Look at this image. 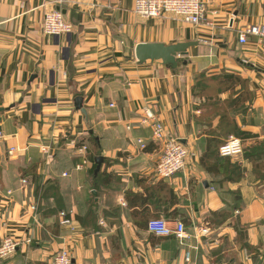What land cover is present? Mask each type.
Instances as JSON below:
<instances>
[{
  "label": "crops",
  "instance_id": "obj_1",
  "mask_svg": "<svg viewBox=\"0 0 264 264\" xmlns=\"http://www.w3.org/2000/svg\"><path fill=\"white\" fill-rule=\"evenodd\" d=\"M57 1L0 0V246L6 237L19 242L16 253L0 264H52L62 249L75 264H264V182L242 155L231 161L241 159L244 178L220 192L218 177L200 164L208 135L198 123L200 102L193 96L194 79L203 71L216 75L225 69L249 79L258 98L251 119L240 126L255 137L243 142L264 139V46L253 37L246 44L238 39L245 26L264 23V0H204L211 27L170 15L140 18L131 0ZM53 8L65 12L74 25L71 34L44 33L45 15ZM192 41L198 45L176 69L158 61L141 64L127 53L139 43ZM77 97L83 98L87 115L76 109ZM146 105L192 154L188 166L170 179L156 173L162 146L153 143L150 128L138 125ZM90 134L109 160L101 167L109 184L99 195L89 174ZM139 139L153 149H141ZM42 145L51 146L49 154L42 153ZM15 146L25 150L10 156L8 149ZM85 158L88 164L77 170ZM34 175L42 183L57 180L62 210L52 198L38 200ZM160 181L178 198L171 210L178 208L184 216L167 220L189 224L184 245L139 226L128 206L126 192L145 195V187ZM92 202L98 204L99 219L84 227L76 217L86 216ZM227 208L230 217L211 227V214ZM62 212L70 224H61ZM243 244L253 248L251 256Z\"/></svg>",
  "mask_w": 264,
  "mask_h": 264
},
{
  "label": "trees",
  "instance_id": "obj_2",
  "mask_svg": "<svg viewBox=\"0 0 264 264\" xmlns=\"http://www.w3.org/2000/svg\"><path fill=\"white\" fill-rule=\"evenodd\" d=\"M193 96L200 100L197 107L200 110L198 123L204 127V133L208 135L207 146L205 152L202 153L200 164L204 170L218 177L220 192L227 191L225 185L227 183H239L244 178L246 167L239 162L232 163L231 158L219 157V149L225 144L231 136H237L242 140L255 137L251 132L242 129L241 125H246L251 119L254 112V105L258 98L256 90L252 89L250 80L243 78L241 75L227 72L225 69L220 74L208 75L203 71L196 75L193 86ZM240 117V123L237 121ZM217 120L216 125L214 122ZM90 143L93 146V153H90V160L93 163L90 169V176L93 179V190L98 195L102 185L109 184L108 178H105L104 172L99 171L95 175L96 163L95 159L101 154L98 150L99 144L93 134H90ZM82 145V144H80ZM153 144L147 146L145 150L151 151ZM253 152H245L244 158L253 165V172L256 178L264 182V176L261 177L260 169L262 164H255L260 157L264 156V145L262 149L253 148ZM104 159V163L108 162ZM2 166L0 164V181L2 179ZM36 181L35 195L38 200L52 198L56 203V208L62 210L64 208L60 186L55 179H48L45 183L43 180L34 175ZM164 182L160 181L155 186L145 187V195L137 192H126L125 197L130 208H134V216L136 223L141 227H148V223L152 219L164 218L175 219L183 217L181 210L171 208L178 204V198L172 189H168ZM96 196H92L95 200ZM98 204L92 202L89 212L86 216H77L76 219L84 227H93L98 222ZM232 211L227 208L222 212H214L208 218L211 227H219L230 217ZM66 214V213H65ZM176 215V216H174ZM70 218V217H69ZM186 227L188 222L183 219ZM239 238H242V231L239 229ZM248 252H253L248 244H243Z\"/></svg>",
  "mask_w": 264,
  "mask_h": 264
},
{
  "label": "built area",
  "instance_id": "obj_3",
  "mask_svg": "<svg viewBox=\"0 0 264 264\" xmlns=\"http://www.w3.org/2000/svg\"><path fill=\"white\" fill-rule=\"evenodd\" d=\"M99 3L113 4L120 2L121 0H97ZM133 2L134 13L143 19H155L164 15H170L174 18L181 20L185 24L193 26H213V19L207 14V5L209 0H131ZM62 4L63 0L57 1ZM61 9H54L48 12L45 16L43 23V31L48 36H60L62 34L71 33L73 28L68 23ZM217 11L212 12V16H216ZM249 37L256 38L260 46H264V23L249 24L245 26L238 35L239 42L246 44ZM138 125L145 126L152 131V141L157 145L162 146V156L156 168L157 176L161 179H170L179 172L183 171L189 163L192 156L188 147L181 142V140L168 133L162 121L159 119L155 110L146 105L143 108V113L139 118ZM129 128V127H128ZM3 138L0 131V139ZM138 143L142 149L147 147L144 140L139 139ZM25 149L22 147H11L8 149V154L14 156L17 153L23 152ZM40 150L45 155L49 153V147L42 145ZM84 150H87L84 147ZM244 153L243 141L235 136H231L230 139L223 144L219 149V155L221 158H237ZM87 161L83 164L76 166L77 170H81ZM64 177H69L67 173L63 174ZM23 184H27L26 180L22 181ZM11 194V192H10ZM35 207H32L34 209ZM64 224H69L71 221L65 220ZM148 230L159 237H171L174 236L181 245L185 244V241L189 239L190 235L187 231L186 225L182 221L171 222L164 218L152 219L148 223ZM207 233L208 230H203ZM19 242L12 237H6L0 246V259L4 260L13 256ZM186 262L191 261V253L188 251L185 255ZM53 264H73V258L71 253L67 249L59 251L53 259Z\"/></svg>",
  "mask_w": 264,
  "mask_h": 264
},
{
  "label": "water",
  "instance_id": "obj_4",
  "mask_svg": "<svg viewBox=\"0 0 264 264\" xmlns=\"http://www.w3.org/2000/svg\"><path fill=\"white\" fill-rule=\"evenodd\" d=\"M63 13H65L63 11ZM198 42H180L172 45H165L163 43H139L135 46L134 57L135 59L143 64L147 61L151 62H162L164 65H168L173 69H176L180 64L181 57L188 54V49L197 46ZM36 76H33L31 80L33 81ZM13 105L12 107H14ZM75 107L77 110H80L83 114L87 115V111L83 108V98L77 97L75 99ZM1 121V118H0ZM185 143V140H181ZM104 162L103 157H97L95 159L96 169L95 175L101 170L102 164ZM205 186L208 187V183L205 182ZM96 195V192H94ZM73 264H75L73 262Z\"/></svg>",
  "mask_w": 264,
  "mask_h": 264
},
{
  "label": "rangeland",
  "instance_id": "obj_5",
  "mask_svg": "<svg viewBox=\"0 0 264 264\" xmlns=\"http://www.w3.org/2000/svg\"><path fill=\"white\" fill-rule=\"evenodd\" d=\"M95 1H97V0H95ZM63 3V2H62ZM97 3H98V1H97ZM54 9H56V8H53V9H51L50 11H48V12H51L52 10H54ZM60 9V8H59ZM57 10V9H56ZM62 13H63V11H62V9L60 10ZM47 12V13H48ZM63 15H64V18H65V20H66V17H65V14L63 13ZM46 16V15H45ZM44 20H45V18H44ZM67 21V20H66ZM68 23H70L69 21H67ZM44 23V22H43ZM70 25L72 26V28H73V30H74V25L72 24V23H70ZM73 30H72V32H73ZM71 32V33H72ZM71 33H67V34H71ZM62 35H64V34H62ZM62 35H60V36H62ZM48 36V35H47ZM54 37H59V36H54ZM127 53H129L130 55H134V53H132V49L131 48H129L128 50H127ZM135 58V57H134ZM198 100V102H200V100L199 99H197ZM200 104V103H199ZM112 107L114 106L113 104L111 105ZM140 117H141V115H140ZM235 137H237V136H235ZM230 139V138H229ZM242 140V139H241ZM139 141V140H138ZM243 141V140H242ZM145 142V141H144ZM182 142V141H181ZM183 143V142H182ZM139 144V143H138ZM243 146H244V153L247 151V152H253V148H259V149H262V146L264 145V139H260V140H256V141H250V142H248V143H245V142H243ZM256 144V145H255ZM46 146H48L49 147V153H50V150H52V148H51V146H49V145H46ZM84 147H86L87 148V150H88V147L85 145V146H83L81 149L82 150H84ZM141 147V146H140ZM142 149V148H141ZM143 150H145V149H143ZM86 151V150H85ZM48 153V154H49ZM244 153H243V156H244ZM242 156V155H241ZM220 157V156H219ZM0 159H1V156H0ZM239 160H241V159H238V161ZM84 161H87V163H86V165L88 164V160H87V158H85L84 159ZM84 161L81 163V164H83L84 163ZM238 161H236V162H238ZM252 164V163H251ZM255 164L257 165V164H262V169H260V173H259V176H260V174H261V177H263L264 176V156H262V157H260V159L258 160V161H255ZM86 165H84V167L86 166ZM253 165V164H252ZM83 167V168H84ZM82 168V169H83ZM81 169V170H82ZM177 175V174H176ZM70 177V176H69ZM27 179V178H26ZM25 180V179H24ZM28 180V179H27ZM26 180V181H27ZM29 181V180H28ZM28 181H27V184H28ZM33 207H35V206H33ZM33 210H35V208L33 209ZM69 220V221H71L69 218H67V216H66V214H65V212H62L61 213V224H64L63 223V221H65V220ZM183 222V221H182ZM70 224V223H69ZM186 225V224H185ZM187 228V227H186ZM248 251V250H247ZM57 254V253H56ZM251 254H252V252H250L249 251V254L248 255H250L251 256ZM54 259V258H53ZM53 264V263H52Z\"/></svg>",
  "mask_w": 264,
  "mask_h": 264
}]
</instances>
